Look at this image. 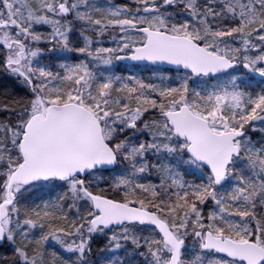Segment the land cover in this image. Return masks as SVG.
Listing matches in <instances>:
<instances>
[{"label": "snow or ice", "instance_id": "snow-or-ice-1", "mask_svg": "<svg viewBox=\"0 0 264 264\" xmlns=\"http://www.w3.org/2000/svg\"><path fill=\"white\" fill-rule=\"evenodd\" d=\"M0 264H264V0H0Z\"/></svg>", "mask_w": 264, "mask_h": 264}]
</instances>
